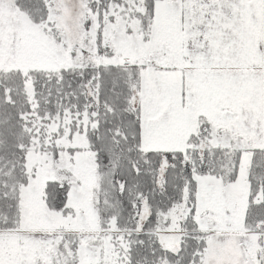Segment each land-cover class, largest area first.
Listing matches in <instances>:
<instances>
[{
  "label": "snow or ice",
  "instance_id": "1",
  "mask_svg": "<svg viewBox=\"0 0 264 264\" xmlns=\"http://www.w3.org/2000/svg\"><path fill=\"white\" fill-rule=\"evenodd\" d=\"M0 264H264V0H0Z\"/></svg>",
  "mask_w": 264,
  "mask_h": 264
}]
</instances>
